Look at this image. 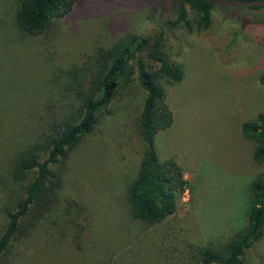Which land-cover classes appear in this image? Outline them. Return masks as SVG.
Wrapping results in <instances>:
<instances>
[{
    "label": "rangeland",
    "instance_id": "rangeland-1",
    "mask_svg": "<svg viewBox=\"0 0 264 264\" xmlns=\"http://www.w3.org/2000/svg\"><path fill=\"white\" fill-rule=\"evenodd\" d=\"M179 3L76 0L45 33L32 36L16 28L14 0H0V234L18 187L10 179V160L32 142L34 113L61 97L71 73V80L77 69L86 76L93 56L128 34H161L164 55L183 68L179 83L161 79L174 121L156 134L155 146L159 159H176L188 180L175 213L162 223L146 226L130 216L123 194L145 151L138 127L145 91L134 70L68 155L60 199L80 206H73L69 221L75 229L78 214L86 231L58 238L57 227L45 222L11 240L1 264H101L116 259L117 253H106L122 236L124 264H202L197 247H215L247 225L250 184L264 164L254 160L256 143L241 126L264 111V8L215 6L210 26L201 29L198 12L186 4L190 30L169 23ZM142 57L150 62L146 52ZM244 260L264 264V235Z\"/></svg>",
    "mask_w": 264,
    "mask_h": 264
},
{
    "label": "trees",
    "instance_id": "trees-1",
    "mask_svg": "<svg viewBox=\"0 0 264 264\" xmlns=\"http://www.w3.org/2000/svg\"><path fill=\"white\" fill-rule=\"evenodd\" d=\"M75 2L14 0L15 26L20 34H43L51 21L69 13ZM186 4L198 12L196 27L207 29L215 6L205 0H180L177 17L169 22L170 25L184 24L192 29L184 7ZM161 46V34H128L114 45L99 50L84 69L86 76L77 69L79 79L71 80V73L64 81L66 86L63 83L65 92L60 93L61 97L56 101L48 100L46 111L34 113L37 119L32 142L22 144L10 160V179L18 183V187L17 194L11 197L12 204L5 211L7 221L0 234V264L11 240L28 237L45 222L57 227L59 231L53 230L59 232L58 238H66L69 234L78 237L86 231V225L78 222V214L72 219L75 229L69 221L73 206L81 211L80 206L63 205L60 199L68 155L82 137L93 131L99 113L106 111L118 89L132 80L134 70L145 91L138 119L145 151L137 174L123 196L128 201L130 216L146 226L160 224L175 213L188 180L176 159H159L155 137L158 132L171 127L174 121L161 79L176 84L182 80L184 72L179 63L164 55ZM145 52L150 62L142 57ZM259 81L264 84V76ZM51 111L53 115L49 114ZM46 129H49L47 134ZM241 131L256 143L254 160L264 164V111L255 119L245 121ZM36 134L40 136L37 142ZM247 219V225L229 240L219 241L215 247H197L198 260L202 264H246L244 255L247 249L264 235V171L250 184ZM126 239L122 236L114 251L107 250L106 255L111 254V257L117 253L116 259H107L101 264H122L124 249L127 251L124 248Z\"/></svg>",
    "mask_w": 264,
    "mask_h": 264
},
{
    "label": "water",
    "instance_id": "water-1",
    "mask_svg": "<svg viewBox=\"0 0 264 264\" xmlns=\"http://www.w3.org/2000/svg\"><path fill=\"white\" fill-rule=\"evenodd\" d=\"M210 2L214 6L220 7H256L264 6V0H205Z\"/></svg>",
    "mask_w": 264,
    "mask_h": 264
}]
</instances>
